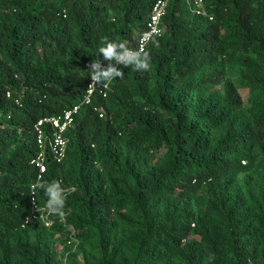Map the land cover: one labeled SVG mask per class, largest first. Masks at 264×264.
I'll list each match as a JSON object with an SVG mask.
<instances>
[{"label":"trees","instance_id":"obj_1","mask_svg":"<svg viewBox=\"0 0 264 264\" xmlns=\"http://www.w3.org/2000/svg\"><path fill=\"white\" fill-rule=\"evenodd\" d=\"M155 2L0 0V264H61L43 222L24 226L34 125L83 100L103 38L137 47ZM206 3L214 20L170 0L150 69L83 104L49 163L67 197L48 229L77 239L68 264H264V0Z\"/></svg>","mask_w":264,"mask_h":264},{"label":"built area","instance_id":"obj_2","mask_svg":"<svg viewBox=\"0 0 264 264\" xmlns=\"http://www.w3.org/2000/svg\"><path fill=\"white\" fill-rule=\"evenodd\" d=\"M186 1L192 13L214 20V16L209 11L206 0ZM169 2L170 0H156L148 16L146 27L142 34L145 32H152L153 30L160 33V35L154 36V38L161 37L164 34L165 28L162 22L164 16L167 14ZM149 45L150 43L146 45V49ZM90 83L91 81L89 84ZM88 86L85 96L80 103H76L71 107L65 108L57 114L41 117L35 123L34 135L37 152L31 159L30 164L37 169V177H42V179L44 178V175L48 170L49 163H62L66 159L70 143L68 131L73 126L75 115L79 112L83 104H90L92 102V98L96 92H99L101 95L106 97L110 88V84L106 88L96 85L89 89ZM100 115L103 116V113ZM29 200L30 212L25 217L24 226L30 224L32 221L38 220L37 217L39 216V212L36 211L35 204H39L41 208L44 207V205H42L39 201L38 192L36 194L35 204L33 203V194L31 193H29ZM29 217H31V219H29ZM41 222L47 225H52V216H47L46 219Z\"/></svg>","mask_w":264,"mask_h":264},{"label":"clouds","instance_id":"obj_3","mask_svg":"<svg viewBox=\"0 0 264 264\" xmlns=\"http://www.w3.org/2000/svg\"><path fill=\"white\" fill-rule=\"evenodd\" d=\"M160 33L153 30L145 32L139 37L138 46L133 48L125 41H112L107 37L103 38L102 46L98 50V54H102L104 60L109 63L102 66L99 59L89 63V73L91 83L88 88L91 89L96 85L107 87L114 79L123 78V68L131 67L136 71H147L150 69L151 54L146 49L148 43L158 46L154 40V36ZM123 66V67H121ZM42 191L47 197L43 208L39 204H35L37 192ZM33 194L36 211L39 212L37 219L43 221L47 216L63 217L65 214V205L67 191L62 186V181L53 180L51 182L44 181L42 177H37L36 181L30 185V192ZM31 219V217H29Z\"/></svg>","mask_w":264,"mask_h":264},{"label":"rangeland","instance_id":"obj_4","mask_svg":"<svg viewBox=\"0 0 264 264\" xmlns=\"http://www.w3.org/2000/svg\"><path fill=\"white\" fill-rule=\"evenodd\" d=\"M243 76L244 75L242 72V68L240 66H230L227 64V75L225 79H230L234 82L243 98L245 105L250 106L254 100V97L256 96V91L252 86L249 85L248 82L244 80ZM213 89L224 91V84L217 85ZM52 220L53 223H55V219L53 218V216ZM42 224L44 225L43 227L48 230L47 234L50 238L52 247L57 251L59 262L61 264H68L69 253L75 251L77 246V239L75 237H71V240L65 243L64 239L67 237V235L49 230L48 228L52 226L51 224Z\"/></svg>","mask_w":264,"mask_h":264}]
</instances>
